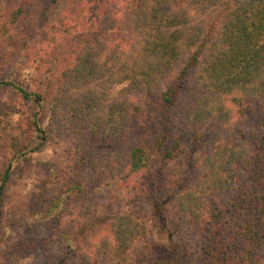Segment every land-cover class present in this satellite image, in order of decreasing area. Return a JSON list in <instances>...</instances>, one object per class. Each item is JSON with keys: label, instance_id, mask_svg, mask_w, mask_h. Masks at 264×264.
Returning <instances> with one entry per match:
<instances>
[{"label": "trees", "instance_id": "trees-1", "mask_svg": "<svg viewBox=\"0 0 264 264\" xmlns=\"http://www.w3.org/2000/svg\"><path fill=\"white\" fill-rule=\"evenodd\" d=\"M40 1L52 5L60 0ZM22 2L30 3L21 0L19 5ZM73 2L74 11L61 20V31L79 34L87 45L76 49L79 51L71 55L69 67L61 72L67 88L60 85L52 117L60 119L71 112L81 116L79 126L88 133L101 124L110 136L123 141L132 122L130 102L152 95L162 83L155 100L158 131L148 135L143 131L129 147L125 166L132 174L151 163L167 166L166 187L155 190V201L150 197L153 209L170 204L186 220L207 223L201 232L203 264H264V0ZM114 3L123 4L126 10L128 37L123 43L107 37L120 29L112 17ZM20 10L17 7L4 18L0 10V39L9 35L10 23L15 22ZM91 36L100 49L90 46ZM190 75L202 93L180 111L181 131L177 132L173 130L172 108ZM114 83L124 84L120 97L105 104ZM0 86L13 87L25 99L30 97L11 81L0 80ZM43 100L41 93L33 95L36 104ZM252 106L260 108L262 118L254 138L246 143L243 135L222 137L216 133L210 139L198 129L213 122L227 125L234 112L243 116ZM35 129L38 136L44 132L37 120ZM197 141L200 149L194 147ZM196 150L201 151V159L192 157ZM17 152L8 158L1 176L0 197ZM161 189L169 195L162 204L158 195ZM234 189L229 201H224L228 206L206 203L208 197H221ZM204 213H210L208 220ZM225 213H230L231 227L224 220ZM109 220L113 242L104 238L92 256L75 254L70 264L126 263L131 245L144 236L146 225L130 211L119 212ZM159 263L185 264L177 254Z\"/></svg>", "mask_w": 264, "mask_h": 264}, {"label": "rangeland", "instance_id": "rangeland-1", "mask_svg": "<svg viewBox=\"0 0 264 264\" xmlns=\"http://www.w3.org/2000/svg\"><path fill=\"white\" fill-rule=\"evenodd\" d=\"M20 1L0 0L2 18L21 8L18 18L10 23L9 35L0 39V80L11 81L30 94L25 99L13 87L0 86V180L8 158L18 151L0 197V264H70L75 254L92 256L104 238L113 242L109 218L125 211L146 225L144 236L131 245L125 264H160L159 260L176 254L185 264H203L201 232L207 223L190 222L173 211L172 205L162 204L169 196L164 189L158 195L160 204L166 206L153 209L155 190L166 187L167 166L151 163L136 174L125 166L129 147L143 131L146 135L158 131L155 100L162 83L152 95L130 102L132 122L123 141L110 136L101 124L88 133L79 126L81 116L71 112L60 119L52 117L60 85L66 82L61 72L69 67L71 55L87 45L80 41L79 34L61 31V20L70 17L76 0H60L52 5L40 0L19 5ZM111 11L120 29L107 37L123 43L128 37L126 10L123 4L114 3ZM65 34V39H60ZM95 39L91 36L88 42L100 49ZM123 85L110 86L105 104L120 97ZM35 93H41L45 100L36 104ZM201 93L190 75L172 108L174 131H181L180 111ZM247 109L243 116L234 112L227 125L213 122L198 129L210 139L216 133L222 137L243 135L246 143L254 138L262 118L259 107ZM36 120L44 131L40 136ZM198 145L199 141L194 147L200 149ZM192 157L201 159V151H194ZM122 175L129 178L124 180ZM235 191L208 197L206 203L228 206L224 201L228 202ZM205 215L208 220L210 213ZM229 215L225 213L224 220L231 227ZM261 255L264 263V246Z\"/></svg>", "mask_w": 264, "mask_h": 264}]
</instances>
